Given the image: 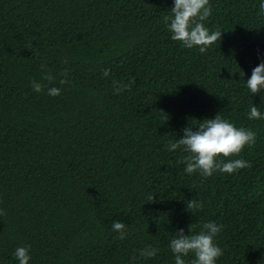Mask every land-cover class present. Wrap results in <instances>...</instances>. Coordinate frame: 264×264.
<instances>
[{
	"label": "trees",
	"instance_id": "obj_1",
	"mask_svg": "<svg viewBox=\"0 0 264 264\" xmlns=\"http://www.w3.org/2000/svg\"><path fill=\"white\" fill-rule=\"evenodd\" d=\"M259 2L210 0L222 35L201 54L171 40L172 0H0V264L19 246L30 264H174V233L208 221L223 225L217 264H264V118H248L264 93L244 82L264 61ZM217 114L256 132L251 166L186 174L168 142Z\"/></svg>",
	"mask_w": 264,
	"mask_h": 264
},
{
	"label": "clouds",
	"instance_id": "obj_2",
	"mask_svg": "<svg viewBox=\"0 0 264 264\" xmlns=\"http://www.w3.org/2000/svg\"><path fill=\"white\" fill-rule=\"evenodd\" d=\"M259 10L261 14H264V0H260ZM211 12L210 0H172L169 15L165 17V26L171 34V40L179 42L185 49L205 53L217 40L220 41L222 35L220 30H210L205 26L204 22ZM109 72V69H104L103 75L108 76ZM244 75L243 71L240 72V76ZM44 79L51 82L54 77L46 73ZM66 82L65 79L59 81L61 85ZM134 82V79H130L127 84L119 83L114 89V94L131 88ZM244 82L249 94L264 93V61L252 69L250 77ZM114 83L117 82L114 81ZM31 86L36 93H40L45 87L37 80H32ZM47 94L53 97L59 96L61 89L55 86L48 87ZM248 118H264V112L252 104ZM255 141V131L236 127L217 114L214 118L200 120L195 127L190 125L185 127L180 138L168 142L167 150L175 152L179 149L188 153L182 161L185 165L183 171L189 175L198 173L207 178L216 172L234 174L250 167V162L239 156L246 146H251ZM193 206V201H188L187 208ZM195 206L199 207L198 204ZM3 211L0 209V215ZM222 229L223 225L214 221L204 223L197 232L189 228L186 234L184 229H179L168 245L173 254L174 264H186L185 258L189 256L192 257L190 264H217L219 258L223 256V250L216 242V237ZM112 231L123 240L127 235L128 227L124 222L115 220L112 223ZM158 252V248L149 245L140 250V256L150 259L156 257ZM13 256L15 264H30L32 260L30 246L17 247Z\"/></svg>",
	"mask_w": 264,
	"mask_h": 264
}]
</instances>
